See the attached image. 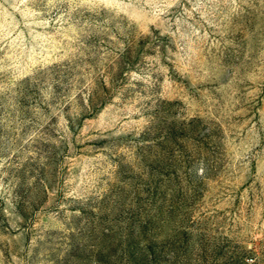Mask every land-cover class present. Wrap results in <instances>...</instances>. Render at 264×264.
Instances as JSON below:
<instances>
[{
	"label": "rangeland",
	"instance_id": "rangeland-1",
	"mask_svg": "<svg viewBox=\"0 0 264 264\" xmlns=\"http://www.w3.org/2000/svg\"><path fill=\"white\" fill-rule=\"evenodd\" d=\"M0 264H264V0H0Z\"/></svg>",
	"mask_w": 264,
	"mask_h": 264
}]
</instances>
